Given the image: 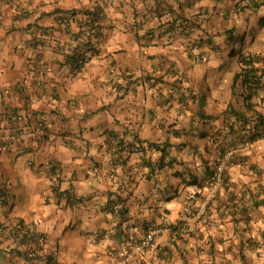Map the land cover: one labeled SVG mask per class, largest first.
<instances>
[{"label": "crops", "instance_id": "obj_1", "mask_svg": "<svg viewBox=\"0 0 264 264\" xmlns=\"http://www.w3.org/2000/svg\"><path fill=\"white\" fill-rule=\"evenodd\" d=\"M97 7L82 72L66 47L27 52L64 13ZM250 55L264 56V0H0V194L13 200L0 223L48 239L34 260L0 239V264H114L164 218L163 251L132 264H264V135L250 140L264 86L250 93L239 76ZM227 152L215 226L185 239L179 213Z\"/></svg>", "mask_w": 264, "mask_h": 264}, {"label": "built area", "instance_id": "obj_2", "mask_svg": "<svg viewBox=\"0 0 264 264\" xmlns=\"http://www.w3.org/2000/svg\"><path fill=\"white\" fill-rule=\"evenodd\" d=\"M77 23L72 16L61 15L57 19V26L61 28L59 31H66V35L70 37V43H64L62 40L61 33L59 31L43 33L42 37L36 38L39 40V44L35 45V41L27 48V52L33 53L36 51L37 47H43L44 44H57L59 46L66 47L67 56L72 55L77 56L76 63L72 64V70L75 73H80L84 70L88 63V52L84 46L85 40H93L97 35L98 31L96 28H84L85 35L81 39H72L68 29L71 28L73 24ZM171 35V32L168 33ZM40 38V39H39ZM41 42V43H40ZM199 52V44H195L194 52ZM264 59V56H260ZM202 59H205L202 56ZM246 59H249V56H246ZM154 82V80H152ZM262 132L264 133V125L262 127ZM119 145L116 147L118 148ZM124 150H128V147H123ZM137 151V148L132 150ZM115 156L113 157L112 163L115 166L122 165V159L120 157L117 149L114 150ZM118 152V153H117ZM232 161V154L226 153L223 155L216 166L214 167L212 173L207 177L204 182L205 193L200 198H195L196 204L186 205L182 208L179 213L178 223L179 230L185 239L189 236L195 235L199 232L201 228H212L215 226V220L213 219L210 211L211 205L218 199L220 192L223 188L225 182V174L227 166ZM63 176V173L60 169H56L55 178L60 180ZM193 194L198 195L197 190H192ZM68 194L64 193V199L67 198ZM13 204V200L8 194L2 192L0 194V206L1 207H10ZM172 227V223L167 218L163 219L161 225L150 227L142 235H133L128 238L124 246L119 251H114L110 253V258L114 264H132L137 259L141 258L147 252H162L163 247L158 243V239L164 235ZM13 239L17 245H21L25 248L26 257L29 260H34L38 253L44 248L47 244V237L43 233L38 232H28L25 227L14 226L6 227L0 223V239L5 238Z\"/></svg>", "mask_w": 264, "mask_h": 264}, {"label": "trees", "instance_id": "obj_3", "mask_svg": "<svg viewBox=\"0 0 264 264\" xmlns=\"http://www.w3.org/2000/svg\"><path fill=\"white\" fill-rule=\"evenodd\" d=\"M157 10L155 12H158ZM102 13H103V9L101 7H97L93 11H85L83 13H80L81 15H83V18L80 21H78L79 31H77L74 34L70 33L71 38L72 39L83 38L85 35V31L83 30V27L84 28H96L98 33L94 37V39L97 36H99L98 35V34H100L99 33V30H100L99 22L102 19ZM64 14L68 15V16H72L75 19L78 12H67ZM175 25L177 26V23ZM193 25H194V22H192L190 20L189 21L183 20V21H180V24L177 27L179 29H182V32H185V30H187L188 28H191ZM169 29L170 30L167 33L171 32V34H172L175 27H173V25H172V27H170ZM46 32H48V31H46ZM46 32H44V33H46ZM33 41H35V45L39 44V40L34 39ZM90 41L91 40H85L84 41V46L86 47L87 52H89ZM76 59H77V56L75 54L69 57V61L72 62V64L76 63L75 62V61H77ZM240 62L242 64L243 68H242V73L239 76L243 77V82H244V85L247 87V90L250 93H252V92L254 93V92H256V90L260 89L261 86H264V81L262 80L263 75H264V69H263L264 59L262 57H259V56L256 57V56L250 55L249 59L247 60L246 56H241ZM259 64H260V66H259ZM250 96H252V95L250 94ZM263 125H264V118L259 117L257 119V123L255 125L254 130H253L254 134L251 136V139H250L251 141H255L257 139H260L264 135V133L262 132ZM58 195H59L60 199H64V193H58ZM68 197H70L69 194H68L67 198ZM68 199H70V198H68Z\"/></svg>", "mask_w": 264, "mask_h": 264}]
</instances>
